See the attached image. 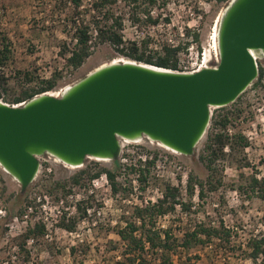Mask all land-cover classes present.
<instances>
[{"label":"rangeland","instance_id":"obj_1","mask_svg":"<svg viewBox=\"0 0 264 264\" xmlns=\"http://www.w3.org/2000/svg\"><path fill=\"white\" fill-rule=\"evenodd\" d=\"M87 1L82 0V3L86 5ZM69 4L67 0H0V34H5L11 42L10 59L1 68L3 101L12 103L21 91L37 87L52 75L56 78L55 86L49 92H59L99 65L114 59H130L104 42L96 45L78 68L67 66L60 55V45L65 42L68 49L73 46L64 28ZM224 6L225 3L215 0H166V7L161 11L162 16L169 15L170 22L160 20L142 31L126 22L123 32L126 44L134 41L138 53L156 57L161 45L180 43L182 49L177 62L181 60L197 66L204 54L207 63H213V30ZM194 34L198 35L197 40ZM237 110L239 114L234 115ZM212 113L233 115L225 128L227 134L240 133L247 143L234 151L225 146L224 154L213 162L217 171L213 176L216 189L206 188L202 199L195 190L189 211H182L176 205L173 212L159 218L157 223L161 227L175 225L178 237L182 236V229L190 227L189 217L212 226L222 223L230 232L229 242H222L220 248L219 240L213 238L204 247L195 246L189 252L180 250V258L178 255L174 258L177 264H258L259 259L254 262L249 257V242L264 235V196L260 198L238 187H245L252 176L264 177V76L257 85L252 82L223 108L210 107ZM215 130L223 131L219 127ZM204 141L205 133L190 156L168 150L147 138L123 141L117 159L102 161L88 157L80 167H70L45 154L39 157V170L23 192H20L18 181L0 166V264H24L15 238L27 224L35 222L44 224L45 233L27 241L28 264H115L121 259L123 248L113 231V227L121 223L119 215H129L134 205L156 201L167 184L179 188V197L186 200L187 174L193 172L200 178L208 174L199 158ZM155 154L156 160L149 167L147 180L139 183L135 179L138 171H131L130 163ZM94 161L97 166L110 169L118 166L117 179L121 188L117 194H112L102 174L89 184L66 186L68 193L50 188L53 181L64 182L78 169L94 166ZM25 196L34 198V209L20 217L17 212L25 203ZM59 215H65L66 222H75L73 230L56 226Z\"/></svg>","mask_w":264,"mask_h":264},{"label":"water","instance_id":"obj_2","mask_svg":"<svg viewBox=\"0 0 264 264\" xmlns=\"http://www.w3.org/2000/svg\"><path fill=\"white\" fill-rule=\"evenodd\" d=\"M216 44L217 64L195 72L110 61L59 96L42 92L18 106L0 101V166L23 192L45 154L80 167L88 157L117 159L120 139L147 138L192 155L210 107L233 102L258 75L249 50L264 57V0H228L218 17Z\"/></svg>","mask_w":264,"mask_h":264},{"label":"trees","instance_id":"obj_3","mask_svg":"<svg viewBox=\"0 0 264 264\" xmlns=\"http://www.w3.org/2000/svg\"><path fill=\"white\" fill-rule=\"evenodd\" d=\"M70 9L65 15V29L73 40V46L69 49L67 44L62 42L60 45V55L64 58L67 66L76 69L81 66L85 60L93 53L96 45L107 42L119 54L126 56L138 62L155 65L162 68H176L177 55L182 49L180 43H168L160 46V52L156 57L151 54L145 55L143 52L138 53V49L134 41L126 44L124 37V29L126 22L130 26L138 30H143L149 26H155L160 20L166 23L170 22L169 15L165 13L162 16V9L166 7V0H88L84 5L82 0H67ZM216 3H227L228 0H215ZM68 7V8H69ZM198 35L194 34L197 40ZM11 42L5 34H0V88L3 91L2 80L4 78L1 68L5 66L10 59ZM201 52L200 47L197 53ZM67 54V55H66ZM27 78H30L25 73ZM264 76L263 68H259L258 76L253 85H257ZM55 76L42 80L35 88H27L19 95L13 98L14 103L31 98L35 94L46 92L54 88ZM218 107L219 109L223 108ZM239 110L234 115L239 114ZM233 115L227 113L211 114L209 124L205 131V141L202 152L199 155L200 160L204 163L208 171L206 178H200L193 172H189L186 178L185 190L187 199L182 200L179 197V188L165 185L161 191V196L154 202L144 203L142 205H134L129 215H119L118 223L113 227L123 244L121 250V259L115 261V264H177L174 260L175 256L180 258V250L189 252L195 246L204 247L213 238L219 240V248L222 242H229L230 232L220 223L217 226L209 225L204 221L190 220V227L182 229V236L176 234V227L173 224H167L164 227L158 225L159 218L166 216L165 214L173 212L175 206L178 205L182 211H189L192 205L191 198L197 191L199 199L204 197V190H214L217 185L213 182V176L216 175V168L213 162L222 156L223 148L227 146L230 151H234L237 147L242 148L247 141L240 133L229 136L225 129ZM219 127L223 131H216ZM232 137V140L229 138ZM206 152V153H205ZM143 158V159H142ZM138 158L135 162L130 163L131 171H138L135 179L139 183L147 180L149 167L154 165L156 154L152 157ZM94 166L86 165L78 169L70 175L66 181L56 180L51 183V189H61L68 193L66 186H78L90 183L95 177L105 174L109 183L112 194L115 195L120 191L121 182L118 181L116 166L114 169L105 166H97V162H93ZM137 165V166H136ZM219 182V180H218ZM242 191L250 190L257 196H264V177H251L250 182L245 187H238ZM3 191V190H2ZM61 199V198H60ZM34 209V198L25 196V203L18 209V215L21 217L28 210ZM85 216V215H83ZM190 216V215H189ZM56 226L65 227L73 230L75 222H66L65 215H59L55 221ZM179 230V229H178ZM45 226L41 222H35L33 225L27 224L26 228L15 239L18 240L16 246L18 251L22 253V261L24 264L30 262V251L27 249V241L43 236ZM116 248V247H115ZM249 257L258 264H264V235L250 239ZM74 248L70 251L73 254Z\"/></svg>","mask_w":264,"mask_h":264},{"label":"built area","instance_id":"obj_4","mask_svg":"<svg viewBox=\"0 0 264 264\" xmlns=\"http://www.w3.org/2000/svg\"><path fill=\"white\" fill-rule=\"evenodd\" d=\"M249 51H250V54L252 55V58H253V60L255 62V65H256L257 69L259 70V68H263V70H264V57H260L259 55L253 54L252 50H249ZM207 62H208V60H205V57H204V54H203L201 56V58H200V63L197 66H194L195 64H193V63L186 64V63H183L181 60H179L177 62L176 68H174V69L165 68V69L172 70V71H178V72H195V71H197L199 69H202L201 66H203V65H206L204 67L215 66L217 64V62H218V55L216 56V54L214 52L213 63H207ZM262 78H261V80H262ZM256 79H257V77H256ZM46 92H48V91H46ZM0 101L5 103V104H7V105H11V106H17L18 104H22L24 102V100H22V101L17 102V103H14V102L9 103L7 101H3L2 97L0 98ZM101 178L105 182H107L105 174H102Z\"/></svg>","mask_w":264,"mask_h":264},{"label":"bare ground","instance_id":"obj_5","mask_svg":"<svg viewBox=\"0 0 264 264\" xmlns=\"http://www.w3.org/2000/svg\"><path fill=\"white\" fill-rule=\"evenodd\" d=\"M217 21H218V19L216 20V23H215V28H214V30H213V40H214V52H215V54H216V56H217V44H216V27H217ZM252 53L253 54H255V55H258L259 54V52H257V51H253L252 50ZM260 55V54H259ZM124 60H130V59H114V60H112L111 62H120V61H124ZM204 66H206V65H203V66H201L202 68L204 67ZM69 85H66L65 87H63L59 92H47L48 94H51V95H53V96H59L67 87H68ZM18 105H21V104H18ZM17 105V106H18ZM141 139H137V140H128V139H120V141H121V146H122V143H123V141H127V142H132V141H140ZM151 142H154V141H152V140H150ZM156 143V142H155ZM158 145H160V146H162V147H164V148H166V149H168V150H171V149H169V148H167V147H165V146H163V145H161V144H159V143H157ZM171 151H173V150H171ZM174 152V151H173ZM56 159V158H55ZM57 161H60V160H58V159H56ZM102 161H109L108 159H101ZM61 162V161H60ZM68 166H70V167H74V166H71V165H68ZM4 170V169H3ZM5 171V170H4Z\"/></svg>","mask_w":264,"mask_h":264}]
</instances>
